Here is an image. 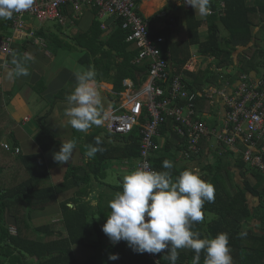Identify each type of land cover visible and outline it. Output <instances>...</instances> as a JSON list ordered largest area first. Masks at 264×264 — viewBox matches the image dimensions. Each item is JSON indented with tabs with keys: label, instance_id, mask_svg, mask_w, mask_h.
<instances>
[{
	"label": "trees",
	"instance_id": "obj_1",
	"mask_svg": "<svg viewBox=\"0 0 264 264\" xmlns=\"http://www.w3.org/2000/svg\"><path fill=\"white\" fill-rule=\"evenodd\" d=\"M224 4L221 8L217 1L210 0L212 13L205 19L207 35L204 41L199 40L198 29L201 22L195 18L194 11L190 7L185 10L187 39L174 42L169 20V27L152 30L151 23L155 18L145 21L147 23L151 39L162 37L161 46L163 56L169 62V79L176 76H185L183 81L192 90H201L204 86L215 84L219 86L221 74L212 71L209 67L203 70L190 72L184 67L190 61L192 55L191 46H197V54L205 58L213 59L216 70H224L233 65V53L237 46L251 42L264 34L262 29H256L264 23V0H257L253 6L247 5V0H220ZM94 19L85 32L78 31L74 35L67 36L62 27L57 25L58 32L50 34L44 28L34 31L33 37L22 42L15 41L12 45L16 58L23 59V52L28 44L37 39L45 43V48L55 55L58 50L79 52L77 62L83 68V72L93 69L96 73V83L105 82L113 86L112 91L121 93L125 87L124 80H131L136 89L140 88L147 79L148 63H135L137 50H131V44L126 42L129 34L122 28L121 20L115 19L116 29L106 38L102 39V23L96 18V11L92 10ZM220 27L227 35L221 36ZM11 27L8 20H0V37L10 35ZM256 42V41H255ZM13 54L7 57L11 63ZM238 61V62H237ZM27 61V65L30 64ZM236 74L224 79L229 82L236 81L243 74L258 73L264 66V47L255 43L247 49L243 56L236 60ZM77 84V83H76ZM76 84L68 83L56 96L66 99L76 87ZM38 94L43 92L42 86L32 87ZM209 110L204 101L198 109ZM43 119V118H41ZM174 123L170 120L159 129L165 136V142L154 157L152 163L157 171H168L162 167L163 161L173 162L171 170L173 179L186 168L198 169L201 178L215 187L214 202H206L203 208L204 220L193 224V231L200 233V238H215L218 233H228L229 246L233 257V264H264V233L255 235L250 230H244L243 225L249 222L257 223L264 229V176L254 169L249 168L241 158V154L216 146L212 149L210 142L203 140L200 144L199 157L192 161L198 165L190 166L184 160H179L183 150L180 144L183 139L174 131ZM104 130V129H103ZM100 128L84 134L74 129L73 138L77 142L81 156L87 157L88 145L95 146L96 138L101 140L103 152H98L88 162L81 166H69L63 180L57 184H50L49 172L43 156L47 147L42 145L46 140L48 131L43 124L39 126L37 136L34 138L41 147L42 152L37 154L14 155L11 151H5L0 147V264H153L146 259L144 254H137L130 249L126 242L121 241L113 245L110 241L104 243L101 238L91 241L90 233L102 232V226L109 215H104L101 225L93 224L95 213L91 210L89 202L83 200L91 193L94 182L104 183L106 178V165L108 162L128 160L133 162L139 155V127H136L128 136L108 140V134L102 136ZM2 139H0V142ZM6 142L10 148L18 146L11 137ZM61 142L55 145L61 146ZM242 146L239 149L242 150ZM4 152V156L2 155ZM2 153V154H1ZM214 153V161L206 163L209 154ZM234 160L240 181L236 182L230 168ZM83 171V175L79 172ZM251 178V180L249 179ZM72 188H77L76 197L71 201L73 207L67 203H60L62 212V232L57 230V224L34 227L31 222V214L36 210H43L49 204L54 203L56 197ZM116 193L122 192V181L119 185L111 187ZM114 198V196H112ZM105 197L100 195V200ZM249 198H253L255 206L251 205ZM101 210L102 204L98 205ZM207 215L211 220L207 221ZM14 220L15 234H11L6 217ZM90 226L91 229H90ZM100 232V233H101ZM246 233V235H241ZM73 245H82L93 250V254L85 261L78 262L72 250ZM176 264H193L195 253L191 249H180ZM110 254H118L116 261L108 260ZM161 264H170V261L159 254ZM205 253L202 251L199 264H204Z\"/></svg>",
	"mask_w": 264,
	"mask_h": 264
},
{
	"label": "built area",
	"instance_id": "obj_2",
	"mask_svg": "<svg viewBox=\"0 0 264 264\" xmlns=\"http://www.w3.org/2000/svg\"><path fill=\"white\" fill-rule=\"evenodd\" d=\"M143 0H34L33 6L14 13L8 20L11 36L0 37V55L13 54L16 40L32 38L30 20L40 24L50 21L60 27L68 22L67 11L72 20L78 21L87 9L95 10L99 19H119L122 28L129 32L126 42L137 50L136 64L148 63L146 81L136 89L131 80L123 81L124 91L112 110L113 119L103 124L106 133L119 137L128 136L139 127V155L133 169L147 164L149 170L157 171L152 158L162 147L159 142L160 127L167 121L174 123L173 131L184 141L182 157L192 161L199 157L203 140L224 149L241 154L242 161L264 176V66L260 73L243 74L236 81L229 82L221 76L219 86L208 85L201 90L189 89L183 79L176 76L169 79V62L161 52L162 37L151 39L147 23L138 13ZM221 8L224 4L221 3ZM212 13V11H211ZM204 101L209 110L198 107ZM242 146V150L239 149ZM0 147L12 154H21V148L1 141ZM15 234L14 227H9ZM153 264H161L159 254L145 253Z\"/></svg>",
	"mask_w": 264,
	"mask_h": 264
},
{
	"label": "crops",
	"instance_id": "obj_3",
	"mask_svg": "<svg viewBox=\"0 0 264 264\" xmlns=\"http://www.w3.org/2000/svg\"><path fill=\"white\" fill-rule=\"evenodd\" d=\"M217 1L219 5H221L220 0H212ZM257 0H247L248 6H253ZM191 6L186 5L183 3V0H143L138 6V13L139 15L147 22L152 18H155L154 22L151 23L152 30L163 29L169 27V20L172 22V25L178 22L177 26H171L173 31V38L174 42H181L187 39V31H186V20H185V10L190 8ZM192 8V7H191ZM193 9V8H192ZM194 11V9H193ZM68 13V20L73 23L68 22L64 28L70 27H79L81 25V21L86 14H90V22L88 26H86L85 30H81V32H85L89 29L93 19L94 14L92 10H85L83 12L82 17L76 21L72 20V14L70 11ZM195 18L201 22V26L198 29L199 32V40L204 41L207 35V26L205 19L206 17H201L199 14H195ZM101 23L103 30L102 39L106 38L113 30L116 29V20L110 17H105L99 19L96 17ZM262 29L264 33V23L261 27H258L256 31ZM33 30V29H32ZM78 32V31H73ZM75 33L71 34L74 35ZM12 32L10 33L11 36ZM67 35V36H71ZM5 37V36H4ZM224 37V36H222ZM28 38H24L22 40H16L18 42H22L27 40ZM256 41V42H255ZM259 42L261 46L264 47V34H260L256 40H252L251 42H247L246 44L240 43L237 46L236 51L233 53V65L229 66L224 70H216L214 66L213 59L205 58L199 56L197 54V46H191V59L184 67V70L195 72L199 70H203L206 67L212 69L214 72H218L221 76L229 75V78L236 74V60H238V56H243L244 52L253 46L255 43ZM37 44V40L33 42V44H28L27 49L23 54L30 53L33 57L30 60L29 66H27L29 75L28 76H19L14 80L7 79V72L13 70L14 68L8 62L7 58L0 55V139L2 141H6V138L11 136L18 144V147L21 148L22 154H37L41 153L42 149L34 140L37 136L39 131V126H36L33 123V119L38 117L44 111H47L49 104L46 105L45 100L48 103L55 99V106L51 107V112L48 115V118L44 121L45 127L48 131V135H45V141L42 145H45L47 149L42 152L48 172H49V180L52 185L57 184L63 180V177L68 169L71 166H81L83 167L84 163L88 162L87 157H82L80 154L79 147L77 146L74 150L73 156L68 164H60L56 162L53 158V153L58 152L60 150L59 145H55L53 147H49L52 143L55 142H67L69 140H75L73 138V131L74 129L69 124V117L65 115V109L70 107V105L59 104V102H65L66 99L60 98L59 101L56 97L59 92L68 84H76V74L82 73L83 68L79 65L78 62H73L71 64L68 63L67 60V53L66 51L58 50V52L53 55L41 49H37L35 47ZM38 46V45H36ZM45 48V47H44ZM131 50L135 49L133 46L130 47ZM193 52H196L198 55V60L196 59L197 56L193 55ZM201 59L206 61L203 63ZM201 65H198L200 64ZM198 65L199 68H196ZM32 66V67H30ZM261 70V69H260ZM260 70L258 73H260ZM257 73V74H258ZM18 79L19 81H17ZM37 85L39 87L42 86L43 92L38 94L37 91L33 90L32 87ZM97 88H99L102 92L101 96L104 97L103 106L105 109H109L110 107H115L119 102V94L118 99L116 98V94L112 91L113 86L111 84L100 82L96 83ZM215 85V84H209ZM208 86V85H207ZM205 87V86H204ZM124 91V90H123ZM122 91V92H123ZM35 94V95H34ZM113 96V98L111 97ZM106 99V100H105ZM43 123V125H44ZM100 128L103 130L102 126H92L87 132H83L84 134H88L93 132L95 129ZM106 133L104 130L102 131L101 135L104 136ZM109 141L114 142L115 139L108 137ZM160 144H164L165 136L160 134L159 137ZM78 145V144H77ZM217 146V145H216ZM219 146V145H218ZM213 149H215V144ZM161 150V148L159 149ZM158 150V151H159ZM1 151V150H0ZM157 151V152H158ZM3 152V151H2ZM2 154V153H1ZM4 156V152L2 154ZM179 160H184L182 154L179 155ZM190 166H195L197 163L194 161H186ZM214 161V153L209 154L206 158V163H211ZM114 162V161H113ZM114 163L117 166L118 171H122L121 177L124 178L125 175L132 172L134 163L129 162L128 160H120L115 161ZM134 162V161H133ZM234 160H232V166L230 171L232 173L233 178L236 182L240 181L239 178V169L233 166ZM198 170V169H197ZM200 173V171H198ZM80 175H83V171L79 172ZM107 177V172H106ZM106 179V178H105ZM105 181V180H104ZM123 181V179L119 178V184ZM118 184V185H119ZM117 185H107L105 183H98L94 182L91 193L96 192V199L97 203L93 205L92 200L90 199V194L83 198L84 201L89 202L91 210L96 214L95 220L93 224L101 225L103 223V216L110 215L111 209L109 208V202L113 199L112 196L115 195V191L111 188ZM77 188H72L66 192L59 194L56 197L54 203L49 204L43 210H36L33 211L31 214V222L34 227H40L44 225L50 224H57V230L62 232V212L60 210V203H67V206L72 208L73 204L71 201L76 197L75 192ZM100 195L104 196L105 198L100 200ZM249 202L251 205L255 206V201L253 198H249ZM102 204L101 210H99L98 205ZM97 216L100 217L101 221L97 220ZM211 215H207L206 220H211ZM6 222L8 226L12 227L14 225L13 218L7 216ZM92 226H90L91 229ZM244 230H250L255 235H261L264 233V229H262L257 223L249 222L243 225ZM101 232V231H100ZM90 233V240L97 241L98 238H101L104 243H108V237L103 233ZM72 250L78 262H82L90 258L93 254V250L91 248L82 246V245H73Z\"/></svg>",
	"mask_w": 264,
	"mask_h": 264
},
{
	"label": "clouds",
	"instance_id": "obj_4",
	"mask_svg": "<svg viewBox=\"0 0 264 264\" xmlns=\"http://www.w3.org/2000/svg\"><path fill=\"white\" fill-rule=\"evenodd\" d=\"M183 3L201 17L211 14L210 0H183ZM33 4L34 0H0V19H11L14 13H22ZM32 59L30 53H25L23 59L16 58L13 53L14 69L7 72V79L28 76L26 63ZM95 77L91 68L77 73L76 87L65 101L70 105L65 109L68 122L79 132H87L92 126H102L113 119L112 110L103 106ZM101 143L96 138L95 146L88 145L85 155L91 159L96 153L103 152ZM76 147L75 140L63 142L60 150L53 153L54 160L68 164ZM162 167L168 171L149 170L144 164L124 176L122 192L115 193L109 202L111 213L102 232L113 245L124 241L137 254L164 253L170 264H176L180 249L194 251L193 264H199L202 251L205 253L204 264H233L228 233L200 238V233L192 229L193 224L204 220L205 203L214 202V185L202 179L196 169L186 168L173 179V162L165 160ZM96 195V192L90 194L93 205L97 203ZM118 259V254L108 256L110 261Z\"/></svg>",
	"mask_w": 264,
	"mask_h": 264
},
{
	"label": "rangeland",
	"instance_id": "obj_5",
	"mask_svg": "<svg viewBox=\"0 0 264 264\" xmlns=\"http://www.w3.org/2000/svg\"><path fill=\"white\" fill-rule=\"evenodd\" d=\"M89 22H90V14H86L83 17V19L81 21V25L79 27H70V28H67L66 27V28L63 29L62 32L65 35H71V34L75 33L73 31L85 30V28H86V26H88ZM30 23L33 24L32 25V28H31V30L33 29V31L37 30L38 28H44V30L48 31L50 34H54V33L58 32V30H57V24H55L53 22H50V21H46V22L40 24L39 22H36L33 19H31L30 20ZM220 31H221V36H224L225 37L227 35V32L222 27H220ZM36 45H38V46H36ZM35 47L37 49H41L42 48L43 50L47 51L46 48H44L45 47V43L41 39H37V44H35ZM60 52H61V50H60ZM48 53H50V52L48 51ZM66 53H67V60H68V63L69 64H71L73 62H77V59L79 57V52H69V51H66ZM193 55L194 56H197L196 59L198 60V55L196 54V52H193ZM202 60L203 59H201V61ZM205 61H206V59L203 60L202 62L204 63ZM198 65H201V63L198 64ZM198 65L196 66V68H199ZM26 66H29V65L26 64ZM30 67H32V66H30ZM16 80L19 81L18 79H16ZM98 91L100 92V94H102V92H101V90L99 88H98ZM111 97L113 98V96H111ZM102 98L104 100V97H102ZM55 102H56L55 99L51 100L49 103H48L47 100H45L46 105L49 104V107L47 108V111H44L38 117H36V118L33 119V123L36 126V128L38 126H40L41 124H43L44 121L48 118V115L51 112V107H54L55 106ZM59 104L68 105L64 101L63 102H59ZM41 118H43V119H41ZM43 126H45V123H44ZM108 136L110 138H113V139L117 138V136L114 135V134H108ZM215 147H216V145H215ZM205 162H206V159H205ZM114 163H117V162H108L107 165H106L107 177H106L104 183L107 184V185H112V186L113 185H118L119 184V178L123 179L121 177L122 171H118L117 166ZM132 163H134V162H132ZM196 165H198V164H196ZM239 172H240V170H239ZM249 179L251 180V178H249ZM48 183H50V180L48 181ZM96 218H97L98 221H101V219H100L99 216H97ZM33 263H34L33 260H30L28 262V264H33Z\"/></svg>",
	"mask_w": 264,
	"mask_h": 264
},
{
	"label": "water",
	"instance_id": "obj_6",
	"mask_svg": "<svg viewBox=\"0 0 264 264\" xmlns=\"http://www.w3.org/2000/svg\"><path fill=\"white\" fill-rule=\"evenodd\" d=\"M59 101V99H57Z\"/></svg>",
	"mask_w": 264,
	"mask_h": 264
}]
</instances>
